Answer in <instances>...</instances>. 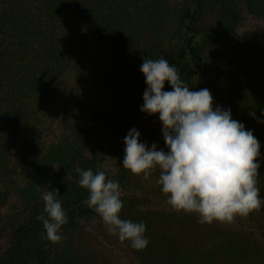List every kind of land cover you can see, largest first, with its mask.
Returning a JSON list of instances; mask_svg holds the SVG:
<instances>
[{"label": "trees", "instance_id": "1", "mask_svg": "<svg viewBox=\"0 0 264 264\" xmlns=\"http://www.w3.org/2000/svg\"><path fill=\"white\" fill-rule=\"evenodd\" d=\"M209 14L217 23L200 29ZM260 24L264 0H0V210L11 208L14 196L28 210L9 263L112 264L73 236L97 215L85 204L89 193L79 187L77 170L95 173L99 164L120 186L131 180L122 166L124 138L158 116L140 111L144 58L175 65L190 90L207 88L214 109H230L253 132L264 200V123L249 115L264 120ZM90 73L101 87L94 97L81 89ZM164 90L171 91L167 82ZM59 121L64 134L52 139ZM95 134L101 140L92 148ZM140 142L165 146L162 132ZM109 160L121 161L120 173L106 170ZM55 169L68 223L53 244L42 238L36 218L44 214L39 199ZM154 186L121 196L120 218L146 225V249L125 241L138 264H264V204L230 224H200L195 214L170 211L161 186Z\"/></svg>", "mask_w": 264, "mask_h": 264}, {"label": "clouds", "instance_id": "2", "mask_svg": "<svg viewBox=\"0 0 264 264\" xmlns=\"http://www.w3.org/2000/svg\"><path fill=\"white\" fill-rule=\"evenodd\" d=\"M140 71L147 85L140 111L158 114L167 151L155 143L151 148L141 143L139 131L133 128L124 138L123 168L143 180L158 171L156 183L170 211L195 214L200 224H230L237 216L258 212L264 200L258 187L260 144L253 132L234 120L230 109H214L207 88L190 90L166 59L144 58ZM165 82L171 91L164 90ZM249 115L264 123L255 111ZM102 168L98 164L95 173L91 168L77 170L79 187L89 193L85 204L121 243L128 241L136 251L146 249L145 223L120 218V185L108 179ZM58 195V190L42 194L44 214L36 218L43 223L42 238L53 244L61 241L60 230L68 223Z\"/></svg>", "mask_w": 264, "mask_h": 264}, {"label": "rangeland", "instance_id": "3", "mask_svg": "<svg viewBox=\"0 0 264 264\" xmlns=\"http://www.w3.org/2000/svg\"><path fill=\"white\" fill-rule=\"evenodd\" d=\"M216 23V17L209 14L203 18L200 29ZM256 25L257 24H255V26ZM261 26L262 27L260 28L264 31V25ZM92 77L93 74L90 73L85 76L84 80L81 82V89L85 90L89 94V97L99 95L101 89L100 85L96 80H93ZM126 93H129L128 90H126ZM133 128L139 131L140 139H148L151 135L155 136L157 133L162 132V124L159 120V116H157L152 122L137 124L136 126L131 127L130 130ZM63 134L64 129L62 127V122L59 121L52 139H58ZM97 140H101V138L99 135L95 134V137L91 138L92 148L98 145ZM159 149L167 151L166 146ZM105 167L109 172L114 169L113 171L120 173L121 161L114 162L109 160L105 163ZM57 174L58 170L55 169L49 179L47 188L42 194L46 191L57 190L53 183V181L57 180ZM158 174V171L153 172L148 180H143L142 177H137L131 174V180H129L128 184L126 186H120L121 196L123 192L130 191V189H133V191H135L134 193H148L151 189L156 187L154 185H158L156 184ZM69 178L70 179H67V182L63 187L72 183V177L70 176ZM111 180L117 181L115 178H112ZM42 194L39 199L40 207L44 206ZM10 203L11 208L0 210V217L3 218V221L0 222V264H20L9 263L10 259L8 254L15 246L14 232L21 226L25 217H27L28 210L25 209L20 200L15 196L12 197ZM73 236L78 245L86 244L90 251L104 256L109 259L112 264H138L136 257L129 251L126 243H121L116 236L109 234L98 215L83 221L78 231L73 233Z\"/></svg>", "mask_w": 264, "mask_h": 264}]
</instances>
